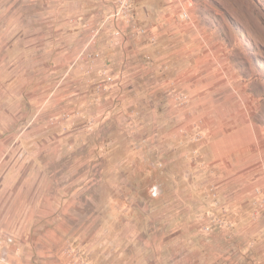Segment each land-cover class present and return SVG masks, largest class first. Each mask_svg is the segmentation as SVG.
Returning <instances> with one entry per match:
<instances>
[{
    "label": "crops",
    "instance_id": "1",
    "mask_svg": "<svg viewBox=\"0 0 264 264\" xmlns=\"http://www.w3.org/2000/svg\"><path fill=\"white\" fill-rule=\"evenodd\" d=\"M111 1L0 0L2 264H245V257L264 264L263 224L230 210L244 198H223L227 211L218 212L225 223H211L210 232L196 215L188 221L191 210L176 214L186 222L171 226L170 211L151 212L149 202L139 232L132 220L100 225V214L86 209L92 172L101 175L111 164L107 148L133 158L139 134L125 126L123 112L159 99L155 68L143 61V37L126 21L108 20L87 47ZM146 22L153 32L155 24ZM168 27H176L170 34L177 38L189 32L180 20ZM94 52L100 56L90 57ZM107 75L115 78L110 90L98 89Z\"/></svg>",
    "mask_w": 264,
    "mask_h": 264
},
{
    "label": "rangeland",
    "instance_id": "2",
    "mask_svg": "<svg viewBox=\"0 0 264 264\" xmlns=\"http://www.w3.org/2000/svg\"><path fill=\"white\" fill-rule=\"evenodd\" d=\"M179 1L188 19L168 0L132 2L134 23L147 30L138 33L139 42L143 61L155 68L159 99L123 112L125 126L139 134L133 158L107 148L111 164L101 175L92 172L86 209L100 214V225L114 227L117 219L126 227L132 220L139 232L149 202L151 212L170 211L171 226L186 222L176 214L191 210L188 221L196 215L215 227L226 220L223 198H244L230 210L264 226V0ZM146 20L155 24L153 32ZM177 20L189 26L179 33L183 38L170 34ZM124 161L133 167L115 169ZM242 262L256 264L249 257Z\"/></svg>",
    "mask_w": 264,
    "mask_h": 264
},
{
    "label": "built area",
    "instance_id": "3",
    "mask_svg": "<svg viewBox=\"0 0 264 264\" xmlns=\"http://www.w3.org/2000/svg\"><path fill=\"white\" fill-rule=\"evenodd\" d=\"M132 2H133V0H112L111 1L112 6H113L112 12L105 18V20L103 21L102 24H100V26L93 27L90 30V37H89L88 42H87V47L96 43V40H97L102 28L105 26V24L108 20H124L128 24H130V27H132L133 29L135 28L137 33H146L147 30L145 28H142V27L139 28L134 23V20H133V18H134L133 3ZM178 4H179V10H180V14H179L180 18L188 19L190 17V15L184 6V3L179 1ZM89 56L90 57H99L100 53H98V52L90 53ZM114 81H115V78L112 75H107L105 80H103L97 84V87L100 90H107L108 88H111V85L114 83ZM178 99L180 100V102L181 101L185 102V95L181 94L180 96H178ZM211 229H212V226H210V225H207L204 227V230L206 232H210ZM2 246L3 245L0 242V249ZM4 262H5V260H4V258H2V255L0 254V264H2Z\"/></svg>",
    "mask_w": 264,
    "mask_h": 264
}]
</instances>
